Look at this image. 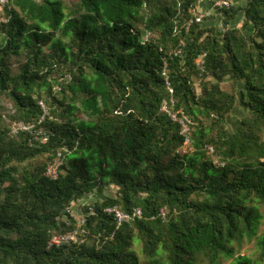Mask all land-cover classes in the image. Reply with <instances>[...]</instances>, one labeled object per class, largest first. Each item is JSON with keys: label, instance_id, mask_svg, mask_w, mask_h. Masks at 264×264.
I'll return each mask as SVG.
<instances>
[{"label": "trees", "instance_id": "1", "mask_svg": "<svg viewBox=\"0 0 264 264\" xmlns=\"http://www.w3.org/2000/svg\"><path fill=\"white\" fill-rule=\"evenodd\" d=\"M200 1L1 7L0 264H264V235L257 261L236 248L257 235L264 204V0H236L217 8L220 25L187 30ZM181 40L182 55L171 54ZM172 99L195 122L185 153L179 123L161 109ZM112 186L78 221L75 204ZM108 206L143 214L118 226ZM55 234L76 240L58 245Z\"/></svg>", "mask_w": 264, "mask_h": 264}, {"label": "built area", "instance_id": "2", "mask_svg": "<svg viewBox=\"0 0 264 264\" xmlns=\"http://www.w3.org/2000/svg\"><path fill=\"white\" fill-rule=\"evenodd\" d=\"M9 0H0V9L1 7H4L7 5ZM231 1L230 0H213V4L211 9L209 10H202L199 7L192 9L193 16L187 20L184 24V27L189 30L193 24L195 23H203L207 17H210L212 15L213 10L215 8H222V7H230ZM185 45L184 40H181L180 44L172 49L171 54L175 56H180L183 53V47ZM206 56L207 53L203 52L195 59V64L197 69L199 70V76L203 77V74L206 72ZM167 61H165L163 74L166 76V81L170 87V77L167 69ZM171 91L173 89L171 88ZM41 104L44 106L43 102ZM161 109L166 112L173 121H176L179 123L180 126V133L184 136V145L179 147L178 152L185 153L189 151L192 148L193 143V126L195 122L188 116V114L185 112L183 108H177L175 101L172 99V101H165L162 104ZM34 125H29L25 123H18L14 126V131H17L18 129L22 130H31ZM209 152L214 153V147L209 146ZM59 160L56 159L55 161L49 163L47 165L45 174L50 178H57L59 174ZM105 211L111 215H114L117 221V225L121 226L123 222L130 221L134 218L141 217L143 214V211L140 207H137L134 209L132 213H127L120 209L118 206H108L105 208ZM70 241V240H76L75 234H69V235H58L55 234L52 237V243L60 244L62 241Z\"/></svg>", "mask_w": 264, "mask_h": 264}, {"label": "rangeland", "instance_id": "3", "mask_svg": "<svg viewBox=\"0 0 264 264\" xmlns=\"http://www.w3.org/2000/svg\"><path fill=\"white\" fill-rule=\"evenodd\" d=\"M231 2L234 3L237 1L231 0ZM238 2L241 3L242 1L239 0ZM210 3H211V5L209 6V8L211 9L212 4H213V0H210ZM199 5H201V1H200ZM209 8L208 9L200 8V9L207 11V10H209ZM220 15L221 14L219 12H217V9L215 8V10H213V12H212V15L210 17H207L203 23L205 25H209V24H213V23L220 25V21L218 19V17H220ZM234 24L240 26L242 24V19L238 18V20H236L234 22ZM222 84H223V87L225 89L230 90L232 88V81L229 79H226ZM8 107L11 108V104H8ZM243 115H244L243 111L240 108H236L234 110L233 114L229 117V122H231L230 124L236 128L237 124H239L238 123L240 121L239 119ZM116 190H117L116 187L112 186L111 189H106L103 194L99 193L98 191H93L85 199L78 201L75 204L74 210H73V213L76 216V218L78 219V221H81V219H82V211H81L82 205H84L86 203H92L95 200H101L102 198L106 197L109 194H114L116 192ZM257 210H258V213L260 214V220H259V224H258L257 235L251 239L245 238V240L243 241V244L241 246H236L237 254L249 255L255 261H257L259 259L258 256L260 254V248L258 246V237L264 235V204L261 202L257 203ZM133 249L139 254V256L143 260L146 259V256L143 252L142 240L136 239L134 242ZM231 261H232V259H224L221 264H228ZM199 263L200 264H209L208 262H205L203 260H201Z\"/></svg>", "mask_w": 264, "mask_h": 264}, {"label": "crops", "instance_id": "4", "mask_svg": "<svg viewBox=\"0 0 264 264\" xmlns=\"http://www.w3.org/2000/svg\"><path fill=\"white\" fill-rule=\"evenodd\" d=\"M210 5H211L210 0H207V1L201 0V5H199V7L202 9H208Z\"/></svg>", "mask_w": 264, "mask_h": 264}]
</instances>
